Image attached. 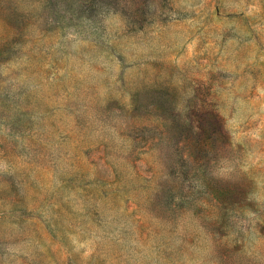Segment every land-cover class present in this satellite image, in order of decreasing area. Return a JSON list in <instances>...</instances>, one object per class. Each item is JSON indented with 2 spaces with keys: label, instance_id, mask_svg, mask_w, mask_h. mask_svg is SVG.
<instances>
[{
  "label": "rangeland",
  "instance_id": "1",
  "mask_svg": "<svg viewBox=\"0 0 264 264\" xmlns=\"http://www.w3.org/2000/svg\"><path fill=\"white\" fill-rule=\"evenodd\" d=\"M0 264H264V0H0Z\"/></svg>",
  "mask_w": 264,
  "mask_h": 264
}]
</instances>
